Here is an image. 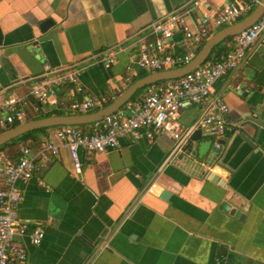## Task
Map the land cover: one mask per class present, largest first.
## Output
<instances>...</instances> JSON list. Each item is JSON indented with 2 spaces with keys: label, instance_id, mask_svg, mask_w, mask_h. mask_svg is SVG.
<instances>
[{
  "label": "crops",
  "instance_id": "0c3cea01",
  "mask_svg": "<svg viewBox=\"0 0 264 264\" xmlns=\"http://www.w3.org/2000/svg\"><path fill=\"white\" fill-rule=\"evenodd\" d=\"M183 1L0 0V100L13 93L28 101L24 113L42 111L28 91L44 63L79 66L84 94L116 95L126 85L121 75L138 31ZM223 1L205 0L206 9L213 12ZM171 41L168 52L188 47L177 30ZM109 45L118 48L116 61L104 67L97 59ZM57 92L65 99L79 95L72 84ZM218 92L228 106L225 143L237 121L264 117V32L244 61L214 79L211 94ZM203 111L201 104L183 106L181 128L195 129ZM239 142L235 137L224 156L232 171L203 163L209 149L198 161L185 154L186 144L175 152L164 134L123 136L113 149L79 151V173L61 147L17 182L19 219L27 231L43 229L37 245L20 238L25 264H264V130L251 147Z\"/></svg>",
  "mask_w": 264,
  "mask_h": 264
},
{
  "label": "built area",
  "instance_id": "2783aa9c",
  "mask_svg": "<svg viewBox=\"0 0 264 264\" xmlns=\"http://www.w3.org/2000/svg\"><path fill=\"white\" fill-rule=\"evenodd\" d=\"M258 0H224L209 12L205 0H184L164 15L144 25L135 36V54L124 64L121 81L130 82L136 70H158L188 62L197 48L213 32L247 14ZM195 9L197 11L195 12ZM193 14V15H192ZM192 15V18L190 16ZM181 33L185 51L168 52L173 32ZM264 32V7L259 16L248 26L232 35L230 48L207 56L196 67L184 73L152 84L141 93L129 97L117 109L104 115L84 132L78 125H58L40 135L35 148L19 144L15 155L0 150V264H25L26 247L20 238L37 245L43 236L40 225L26 230V223L18 217L21 199L18 181L29 179L65 147L73 169L80 172L79 151L85 155L113 149L118 139L128 136L131 141L140 137L151 140L164 134L173 140L174 151L181 150L191 131L183 130L178 120L179 110L188 103L204 105V111L195 123L211 140L214 149L226 131L228 106L223 92L211 94L214 79L244 61L257 37ZM117 46L109 45L99 53L98 61L107 67L116 61ZM80 67L70 63L50 67L46 63L28 93L38 102L42 111L64 110L85 113L99 109L113 96L105 93H82L78 80ZM72 84L78 96L65 99L58 95V88ZM233 88H239L235 83ZM25 100L16 94L0 100V129H6L25 120L22 105ZM150 188H148L149 190Z\"/></svg>",
  "mask_w": 264,
  "mask_h": 264
},
{
  "label": "water",
  "instance_id": "95a60500",
  "mask_svg": "<svg viewBox=\"0 0 264 264\" xmlns=\"http://www.w3.org/2000/svg\"><path fill=\"white\" fill-rule=\"evenodd\" d=\"M264 7V0H258V2L252 7V9L239 19L225 24L216 30H214L197 48L195 54L192 58L181 65L173 66L169 68H163L158 70H151L143 75H140L130 82H128L116 95H114L106 104L99 107V109L85 112V113H61V114H51L47 116H41L37 118L27 119L15 125L4 129L0 132V145L25 133L28 131L36 130L38 128L53 127L58 125H79L88 124L98 121L104 115L117 109V107L128 99L137 88L142 87L146 84H151L152 82L159 79H167L171 77L178 76L185 71L191 70L196 67L203 59H205L211 51V48L218 43L220 40L226 36L233 35L244 27L248 26L252 21H254L259 14L262 12ZM49 19H44L40 24L41 29H43ZM264 130V117L259 113H254L252 117H247L239 120L230 129V139L225 143L222 139H217L219 145H224V149H212L211 140H201V129L199 127L193 129L188 136L185 154L190 158L198 161L204 155V152L209 149V153L204 158L203 163L210 166L214 162L232 171V168L224 161L225 153L230 145V142L238 137L240 142L238 146L242 143L249 145L250 147L256 142L260 130ZM168 192L162 190L159 194L160 198H165Z\"/></svg>",
  "mask_w": 264,
  "mask_h": 264
},
{
  "label": "trees",
  "instance_id": "16d2710c",
  "mask_svg": "<svg viewBox=\"0 0 264 264\" xmlns=\"http://www.w3.org/2000/svg\"><path fill=\"white\" fill-rule=\"evenodd\" d=\"M231 39H232V35H229V36H226L225 38H223L222 40H220L218 43H216L211 48V51L208 54V57L213 55V54H215V53H217V52H219V51H224V50L229 49L230 48ZM146 72H147L146 70L138 69L136 71V73L134 74V76L131 78V80H133L134 78H136V77H138L140 75H143ZM163 80L164 79H159V80H156V81L152 82L151 84H146V85H143L140 88H137L135 90V92L130 97H133V96H135L137 94H141L146 89V87H148V86H150L152 84H155V83H159V82H161ZM109 100L110 99H108L104 104H106ZM32 102L35 105H39L38 102H36L35 99L32 100ZM25 106L26 107L29 106L28 105V101L25 102L24 107ZM26 107H25V109H26ZM35 113L36 114H32V113H30L29 110L25 111V120L32 119V118H37V117H41V116H47V115H51V114H61L60 111L54 110V109H51V110H48V111H36ZM92 124L93 123L79 124L78 126L82 129V131L90 132ZM48 128H50V127L38 128L36 130L25 132V133L13 138V139L1 144L0 145V150H3L5 152H7L8 154H10L11 156H13V155H15V151H16L17 146L19 144H24V145L30 146L32 148H35V147H37L39 145L40 135L42 133H44ZM1 131H3V129H0V132Z\"/></svg>",
  "mask_w": 264,
  "mask_h": 264
},
{
  "label": "rangeland",
  "instance_id": "374dc122",
  "mask_svg": "<svg viewBox=\"0 0 264 264\" xmlns=\"http://www.w3.org/2000/svg\"><path fill=\"white\" fill-rule=\"evenodd\" d=\"M216 29H217V28H216ZM216 29H215V30H216ZM146 71L148 72V70H146Z\"/></svg>",
  "mask_w": 264,
  "mask_h": 264
}]
</instances>
